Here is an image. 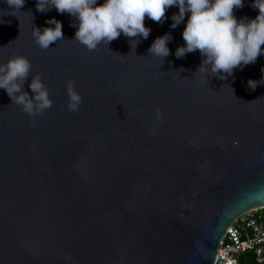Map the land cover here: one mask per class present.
Segmentation results:
<instances>
[{
  "label": "water",
  "instance_id": "1",
  "mask_svg": "<svg viewBox=\"0 0 264 264\" xmlns=\"http://www.w3.org/2000/svg\"><path fill=\"white\" fill-rule=\"evenodd\" d=\"M36 4L0 0V64L26 56L23 90L39 75L52 100L29 115L0 88V264H211L226 227L264 206V54L221 79L197 70L199 50L176 57L175 6L145 17L137 45L90 50L74 17ZM53 17L63 38L41 48L34 30ZM166 32L163 59L148 50Z\"/></svg>",
  "mask_w": 264,
  "mask_h": 264
},
{
  "label": "clouds",
  "instance_id": "2",
  "mask_svg": "<svg viewBox=\"0 0 264 264\" xmlns=\"http://www.w3.org/2000/svg\"><path fill=\"white\" fill-rule=\"evenodd\" d=\"M7 3L10 7L22 9L25 0H7ZM47 3L48 0H37L36 7L39 11H47L54 6L60 13H69L74 17V39L90 50L101 41L109 44L121 34L131 38L130 41L136 40L137 45L139 41L135 38L142 36L146 39L151 31L144 23L145 17L162 22L166 10L175 6L178 12L172 14L170 26L175 28L184 23V43L177 46L175 55L181 58L188 52L199 50L202 62L197 70L210 71L226 79L235 68L254 63L260 54H264V0H252V7L258 9L252 18H237L234 14V9L242 7L244 0H51V7ZM33 35L41 48H48L63 38L62 22L50 18L46 26L36 27ZM171 39L168 32L157 36L148 51L164 59L170 54L168 42ZM30 69L31 62L26 56L10 57L6 63L0 64V88L6 90L12 102L21 105L29 115H35L50 107L52 100L39 75L31 77V95L23 90ZM255 81L250 78L248 86L255 89ZM67 91L68 107L75 111L81 97L71 81Z\"/></svg>",
  "mask_w": 264,
  "mask_h": 264
},
{
  "label": "built area",
  "instance_id": "3",
  "mask_svg": "<svg viewBox=\"0 0 264 264\" xmlns=\"http://www.w3.org/2000/svg\"><path fill=\"white\" fill-rule=\"evenodd\" d=\"M211 264H264V206L241 213L226 227Z\"/></svg>",
  "mask_w": 264,
  "mask_h": 264
}]
</instances>
